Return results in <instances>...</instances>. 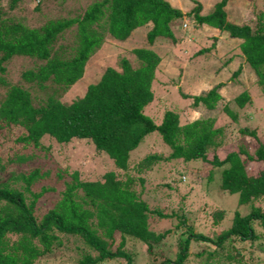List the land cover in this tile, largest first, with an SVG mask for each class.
I'll return each instance as SVG.
<instances>
[{"label": "trees", "instance_id": "obj_1", "mask_svg": "<svg viewBox=\"0 0 264 264\" xmlns=\"http://www.w3.org/2000/svg\"><path fill=\"white\" fill-rule=\"evenodd\" d=\"M46 1L29 0L35 13ZM247 1L239 22L227 19L228 0H216L206 12L199 0L185 11L168 0H92L63 7L64 15L49 8L51 17L29 23L17 14L25 0H0V264H132V243L142 248L141 264H264V111L250 109L256 94L264 99V7ZM179 18L196 31L205 26L240 40L230 81L198 92L176 89L186 106L163 102L156 121L146 110L155 99L161 56L140 46L121 54L116 67L106 66L81 96L61 100L107 35L122 42L150 24L147 44L160 38L176 44L172 25ZM217 34L189 56L212 50ZM232 82L231 92H223ZM185 109L198 116L186 119ZM233 128L237 138L228 141ZM44 136L58 144L84 140L110 167L101 174L58 169V184H43L51 174L37 164L47 158L37 153ZM150 140L147 152L134 158ZM175 159L201 164L194 184L202 197L213 180L247 208L231 210L229 223L225 208L211 211L206 218L215 229L206 233L196 230L204 220L197 211L204 209L192 216L184 199L168 211L150 208L142 198L150 172ZM183 169L190 181L178 182L192 188L196 169ZM152 214L168 218L169 226L152 229Z\"/></svg>", "mask_w": 264, "mask_h": 264}, {"label": "rangeland", "instance_id": "obj_2", "mask_svg": "<svg viewBox=\"0 0 264 264\" xmlns=\"http://www.w3.org/2000/svg\"><path fill=\"white\" fill-rule=\"evenodd\" d=\"M7 1L8 0H3L4 5H6ZM25 1L26 4L22 6L21 11L19 13L17 12V14L23 15L29 23H32L34 19L43 18V16L51 17V12H45L49 8H52L51 11L54 13L57 12L64 15L65 11H62L63 7H74L76 4L79 7H84L92 0H48L42 4V13H40L41 11L35 13L36 11L34 12L32 8V2H29V0ZM181 1L183 4L188 2L191 7L193 5L192 0ZM199 1L202 3L203 7L208 10L215 0ZM252 1L254 2V7H264V0ZM248 3L247 0H228L229 6H225V8L228 7V18L237 22L241 21L246 12H248ZM55 7H61V11ZM184 23L187 24V26L184 27ZM149 25L150 24H145L140 28L134 29L128 38L122 42H116L107 35L104 43L101 44L97 51L86 62L82 78L76 81L72 87L66 91L61 97V100L70 102L74 97L81 96L87 84L98 81L100 74L106 66L116 67L117 60L121 54L132 47L140 46H151L152 49L156 50L161 56V60L157 65V84L154 87L155 99L153 100L152 106L146 110V113L154 116L156 121L160 119L162 111L161 104L163 102H165L164 105H168L169 107L173 106L176 109H182L186 106V101L179 102L180 97L176 94V89H186L191 85L194 87V91L198 92L199 90H207L218 82L230 81L232 72L238 65V60L236 57H233V55L240 53L238 46L240 42L239 39L229 38L226 36L225 32H222L217 36L215 46L212 50L204 54L189 56L190 53L195 51L194 48L196 44L202 42V38H200V33L190 26L187 18H179L175 20L172 25L176 38L180 40L176 44L171 43L165 38L157 39L158 41H155L152 45L147 44L145 34L150 27ZM182 42L186 47L182 46ZM17 65L20 66V64ZM239 79L240 78L237 77L234 79V82L239 81ZM233 84L235 83H227L223 92L227 93V89L231 92L229 87H232ZM165 87H167V89L163 90ZM253 99L254 102H251L250 109L263 112L264 99H259L258 94H256ZM183 113L186 114V119L198 116V110L193 111L185 109ZM236 138L237 133L235 132V128L231 130V134H226V139L228 141ZM152 141L153 140H150V142L146 143L143 147L136 149L132 156L136 159L143 156L144 153L147 152L149 144ZM41 142L43 145L38 148L37 153L40 154V156L45 154L47 158H40L37 164H41L44 169L51 168L50 177L45 179L43 184H58L53 174L58 169H85L84 173L86 174L92 172L101 174L110 167V163L108 162L104 164L101 163V159L94 154L92 146L84 140H72L65 144H58L55 143L52 138L44 136ZM169 162L172 167L170 169L168 168ZM172 162H176L177 165L174 166ZM158 163L154 165V171L150 172L142 194V198L148 202L150 208L155 207L162 211H168L171 207L177 205L181 199H184L183 201L187 204V210L190 215L192 214V216H195L197 208L201 207L204 209L197 211V217L204 220L202 225L196 226V230L205 233L212 232L215 229V227L211 225V218H206L211 211L220 207L225 208V221L229 223L231 210L238 208L244 212L245 208H247V206H238L236 204V194L221 191L218 189L217 185L213 183V180L207 185L210 188V190L206 191L207 196L202 197V192L198 189L197 184H194V182L198 183L199 180H201L199 176L202 170L198 168L201 167L199 162H192L193 166H189L190 163L185 164L176 159ZM183 167L186 171H191V168L192 170L196 169L193 174V181L189 184L192 188L185 187L181 184L184 183L187 178L188 181L186 184H188L191 178L189 172L186 175ZM249 171L254 172L255 168H251L248 172ZM216 176L218 177L217 179H219L217 171L214 177ZM166 184H169L171 187L168 188ZM205 187L206 185L204 184V188ZM56 196V191L46 195L49 200L56 198ZM169 196H172V198H167ZM169 224L168 218L164 219L155 214H152L150 218V227L158 231L164 230ZM218 227L221 229L223 226L218 225ZM168 238H170V240L174 239L172 235H169ZM141 249L139 244H130L128 250L134 256L132 264L142 263L138 254Z\"/></svg>", "mask_w": 264, "mask_h": 264}, {"label": "crops", "instance_id": "obj_3", "mask_svg": "<svg viewBox=\"0 0 264 264\" xmlns=\"http://www.w3.org/2000/svg\"><path fill=\"white\" fill-rule=\"evenodd\" d=\"M173 6H176L177 8H179V9H181L182 11H185V10H187V9H189L191 6H189V4H188V2H185L184 4L182 3V1L181 0H168ZM216 1V0H215ZM214 3V2H213ZM202 4V3H201ZM226 6H229V4H228V2H227V4H226ZM244 7V6H243ZM225 10H226V15H228V12H227V10H228V7H226L225 8ZM202 11L203 12H206L207 11V9H205V7H202ZM227 19L228 20H230L229 18H228V16H227ZM230 21H235V20H230ZM235 22H237V21H235ZM138 28H140V27H138ZM197 32H199L200 33V38H202L201 39V41L202 42H204L205 40H206V36L208 35V34H217V32L215 31V29H208V28H205V26L202 28V29H199V30H197ZM219 34H217V36H218ZM155 41H158L157 39L155 40ZM155 43V42H154ZM153 43V44H154ZM181 44H183L182 46H185L184 45V43L182 42ZM186 47V46H185ZM197 48H199V44H196V47L194 48V50H196ZM159 52V51H158ZM191 85H189L188 87L189 88H191L190 87Z\"/></svg>", "mask_w": 264, "mask_h": 264}, {"label": "clouds", "instance_id": "obj_4", "mask_svg": "<svg viewBox=\"0 0 264 264\" xmlns=\"http://www.w3.org/2000/svg\"><path fill=\"white\" fill-rule=\"evenodd\" d=\"M214 2H215V1H214ZM143 26H144V25H143ZM183 26L185 27V26H187V24L184 23ZM139 27H141V26H139ZM137 28H138V27H137ZM135 29H136V28H135Z\"/></svg>", "mask_w": 264, "mask_h": 264}]
</instances>
